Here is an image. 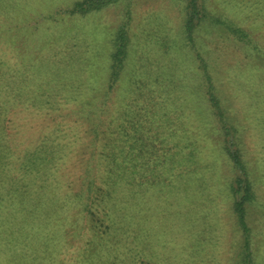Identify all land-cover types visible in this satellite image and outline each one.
<instances>
[{"label":"trees","instance_id":"obj_1","mask_svg":"<svg viewBox=\"0 0 264 264\" xmlns=\"http://www.w3.org/2000/svg\"><path fill=\"white\" fill-rule=\"evenodd\" d=\"M116 1L77 0L68 10L85 14ZM180 1L183 47L193 51L200 71L191 77L182 70L179 81L157 74L158 93L146 94L140 109L127 108L132 115L111 122L102 137L94 126L81 148L61 123L46 130V111L63 100L55 92L64 93L57 61L37 57L31 63L40 68L34 72L0 49V264H148V259L167 264L166 256L178 264L206 249L214 264L219 230L195 241L206 224L192 221H212L221 229L227 211L241 236L237 264H258L253 245L264 256V38L251 28L264 20V0H221L219 13L217 2ZM3 4L0 0V8ZM207 23L237 44L209 48L199 38ZM130 40L125 22L112 39L107 93L125 66ZM33 95L37 114L21 112ZM197 99L212 116L226 175L202 134L191 130L195 115L189 109ZM161 107L177 114L181 127H173L175 116ZM145 115L168 122L159 146L155 132L146 134ZM241 127L251 130L250 142L261 157L254 166ZM72 152L81 155L75 158L79 169L69 175L60 170ZM257 235L261 242L254 241Z\"/></svg>","mask_w":264,"mask_h":264},{"label":"rangeland","instance_id":"obj_2","mask_svg":"<svg viewBox=\"0 0 264 264\" xmlns=\"http://www.w3.org/2000/svg\"><path fill=\"white\" fill-rule=\"evenodd\" d=\"M75 1L77 0H5L6 4L0 8V49L8 50L12 53L11 55L17 57L16 60L21 69L31 68L34 72L40 68V66H32L31 63L37 60V57H51L53 61H57L60 71L55 72V75L58 74V86L64 88V93L59 89L55 92L60 100H63L60 104L51 106L54 107L51 112L46 111V116L50 118L46 130H50L48 126L61 123L69 128L67 133L70 138L77 140V147L81 148L85 145L82 140L89 139L94 126L99 125L97 127L102 137L111 129V122L112 124L116 122L117 125L122 122V119L132 115L129 111L126 112L127 108L132 110V107L138 106L137 108L140 109L146 94L158 93L159 86L155 85L158 80L157 74L160 76L159 73H161L163 78L179 81L182 70H188V74L192 77L200 69H196L197 63L193 51L183 47L180 0H117L106 7L85 14L69 12L68 8H71ZM210 1L221 4L216 9L219 13L223 2ZM125 22L130 26L131 34L129 55L114 89L107 93L113 49L112 39L119 26ZM262 22L264 20L251 27L258 34L259 39L264 38ZM201 28L204 34L199 36V38L203 37L200 41L208 43L209 48L213 49L211 46L218 42H224L225 45L237 44L236 41L229 39L225 31L213 28L212 24L207 23ZM251 59L258 61L257 57ZM222 62H224L223 58L219 59L218 64ZM153 65H156V68H153ZM166 65L167 69L160 71ZM40 72V76H44L41 70ZM106 93L108 95H105ZM33 97L34 95L32 102L27 106L29 109L24 107L21 112H36ZM196 101L192 104L194 109L192 107L189 109L193 110L195 115L190 121L193 128L189 129L194 131L196 127L199 134H202L203 145H207L208 152H212L213 158L222 163L220 172L226 175L228 171L225 169L226 155L222 150L218 151L220 137L213 130L212 116L206 115V109H208L206 105L198 102L199 99ZM114 110L119 111L123 118L118 117ZM161 110L173 119L176 118L173 127L177 125L181 127L182 119L177 114L167 111L164 107H161ZM138 111L141 113L140 110ZM117 117L118 120H115ZM144 120L146 134L153 135L155 132L158 137L156 144L159 146L160 141L167 138V132L164 133L161 127L168 122L160 118L151 122L150 116L147 115L144 116ZM245 125L246 123L242 127ZM242 127L241 132L245 135V140L249 142L247 150L254 166L261 157L257 156L259 152L254 150L250 142L251 135L248 134L251 130ZM114 129L116 130V127ZM72 133L73 135H70ZM195 139H199V136L196 135ZM72 154L64 169L60 170L64 173L68 172L69 175L76 173V169H79L74 166L78 162L75 158H80L81 152H72ZM252 169L255 168L252 167ZM225 209H228V203L225 204ZM221 221V229L213 225L212 221L201 224L192 221L195 225L206 224L204 228L202 227L206 232L194 237L193 240L202 241L204 238H213L212 235L219 230L217 260L214 264H230L232 261L233 264H237V248H239L241 236L234 229V219L228 211ZM261 240L262 237L259 235L254 238L256 242ZM256 247L257 245H253L252 248L260 255L258 264H264L263 253L259 247ZM209 255L207 249L198 251L190 260L186 256L184 258L186 261L178 264H211ZM145 258L147 260V257ZM165 258L167 264H174L169 262L167 256ZM147 262L148 264H164L161 261L156 263L152 259H148Z\"/></svg>","mask_w":264,"mask_h":264}]
</instances>
